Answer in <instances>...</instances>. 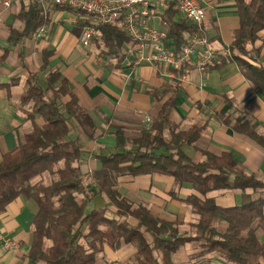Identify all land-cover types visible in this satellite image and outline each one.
<instances>
[{"label": "trees", "instance_id": "obj_1", "mask_svg": "<svg viewBox=\"0 0 264 264\" xmlns=\"http://www.w3.org/2000/svg\"><path fill=\"white\" fill-rule=\"evenodd\" d=\"M239 26L232 42L218 54L209 70L235 63L252 88L264 94V69L257 63L262 44L258 33L264 29V0H234ZM58 7V6H57ZM64 8V7H58ZM75 33L93 27L97 44L107 56L121 63L133 39L117 24L105 26L79 11ZM166 31L165 44L177 51L184 34L195 32L170 3L161 13ZM16 19L21 30L11 28L7 42L11 46L30 40L49 24L43 6L30 0L22 6ZM9 49L3 50L0 62ZM51 51L41 54V65L34 72L25 68L26 90L19 108L31 129L13 150L2 154L0 162V216L8 204L22 197L36 205L31 221V243L26 258L33 264H98L105 248L116 251L124 245L136 250L135 264H174L172 256L187 243H196L195 257L209 255L228 264H264V181L237 168L229 152L214 155L202 151V160L193 161L184 147L196 149L204 126L182 129L175 124L171 111L180 95L178 77L185 66L173 70L174 77L158 89L145 93L161 103L148 130L136 139L124 136L121 127L114 130V147L97 154L100 167L83 168V143L79 130L87 139L97 138L96 126L70 89L68 80L58 70H49ZM16 81L5 86L6 94ZM31 104V109L25 108ZM220 123L264 147V135L256 131L257 123L240 115L232 118L215 113ZM160 174L171 177L174 190L194 191L181 200L196 217L190 235L180 232L179 222L154 217L147 205L137 204L119 191V179ZM250 190L251 193H247ZM240 191L237 206H217L214 194ZM97 197L107 206L92 207ZM133 221V222H131ZM206 262V261H205ZM186 264H206L203 261Z\"/></svg>", "mask_w": 264, "mask_h": 264}, {"label": "crops", "instance_id": "obj_2", "mask_svg": "<svg viewBox=\"0 0 264 264\" xmlns=\"http://www.w3.org/2000/svg\"><path fill=\"white\" fill-rule=\"evenodd\" d=\"M29 2L11 0L10 6L4 7L0 0V58L3 50L9 49L5 60L0 62V162L2 154L16 148L31 129L30 122L24 121L19 108L21 95L26 90L25 68L36 72L41 65L42 52L47 50L52 52L48 69L58 70L68 80L70 89L96 126L97 138L94 140L87 139L77 130L83 143V168L92 171L100 167L97 154L114 147L115 128H123L124 136L129 139H136L142 130H148L161 103L148 96L145 90L160 88L174 74L146 61L132 66L128 48V56L121 63L117 58L107 56L102 45L95 41L84 48L79 42L81 34L75 33L79 17L67 8L54 5L43 6L50 22L41 28L42 36L38 35L39 29L30 40L11 46L7 42L9 30H21L22 24L16 15ZM198 2L206 13L203 33L218 54L230 46L232 33L239 26L235 1ZM160 15L150 19L149 25L165 31ZM258 36L260 41L257 44H262V51L257 63L264 69V29ZM185 73L171 117L182 129L193 125L205 128L196 149L185 146L184 152L195 162L202 160V151L217 156L229 152L239 170L264 181V147L237 134L213 116L215 113L232 118L244 115L246 119L255 121L257 133L264 135V94L252 88L235 63L209 70L204 76L189 64L185 66ZM14 80L16 83L10 87L7 96L5 86ZM25 110L29 111L30 105ZM173 190V179L160 174L119 179V191L123 196L137 204L147 205L154 217L179 222L180 232L190 235L196 217L181 200L194 191L189 187L179 188L176 190L179 199H174L170 196ZM213 197L217 206L233 208L239 204L241 192L218 193ZM104 206L113 211L103 197H97L92 205L95 208ZM36 211L34 202L22 197L7 205L5 213L0 216V264H33L26 255L31 243V221ZM8 242L11 244L9 247L5 246ZM197 247L193 242L183 245L172 256V261L174 264L195 261L228 264L209 255L195 257ZM135 255L136 250L131 245H124L116 251L105 248L98 257V264H135Z\"/></svg>", "mask_w": 264, "mask_h": 264}, {"label": "built area", "instance_id": "obj_3", "mask_svg": "<svg viewBox=\"0 0 264 264\" xmlns=\"http://www.w3.org/2000/svg\"><path fill=\"white\" fill-rule=\"evenodd\" d=\"M37 4L54 5L75 10L91 16L97 24L110 26L117 24L130 36L134 43L127 46L132 55V66L146 61L160 65L169 72L181 66L192 65L201 76L206 75L213 65L216 55L203 33L206 17L204 8L198 0H35ZM11 0H2L4 7H9ZM173 3L177 12L196 31L184 35V43L177 51L170 50L165 44L166 31H159L149 25L150 19L165 11ZM43 30H39L42 36ZM97 34L93 27L85 28L79 38L80 44L87 48ZM174 74V73H173ZM185 71L178 77L179 82L185 78ZM1 240V237H0ZM5 246H11L8 242Z\"/></svg>", "mask_w": 264, "mask_h": 264}, {"label": "rangeland", "instance_id": "obj_4", "mask_svg": "<svg viewBox=\"0 0 264 264\" xmlns=\"http://www.w3.org/2000/svg\"><path fill=\"white\" fill-rule=\"evenodd\" d=\"M95 39H97V38H95ZM94 41V40H93ZM100 44V43H99ZM30 109H31V104H30Z\"/></svg>", "mask_w": 264, "mask_h": 264}]
</instances>
